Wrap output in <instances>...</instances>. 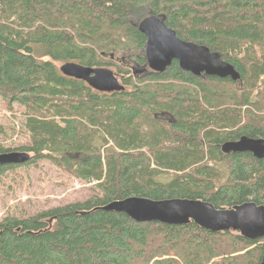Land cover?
<instances>
[{
	"label": "trees",
	"instance_id": "1",
	"mask_svg": "<svg viewBox=\"0 0 264 264\" xmlns=\"http://www.w3.org/2000/svg\"><path fill=\"white\" fill-rule=\"evenodd\" d=\"M132 9L220 53L241 80L196 77L177 61L134 80L111 58L145 51ZM65 63L109 68L126 89L97 92L64 76ZM0 102L20 117L18 142L0 154L31 155L0 166V179L48 162L93 184L84 202L6 215L0 264L262 263L264 239L140 224L100 208L130 197L264 206V160L222 152L243 136L264 139V0H0Z\"/></svg>",
	"mask_w": 264,
	"mask_h": 264
},
{
	"label": "water",
	"instance_id": "2",
	"mask_svg": "<svg viewBox=\"0 0 264 264\" xmlns=\"http://www.w3.org/2000/svg\"><path fill=\"white\" fill-rule=\"evenodd\" d=\"M138 27L147 38L145 60L152 73L163 74L177 61L181 70L196 77H216L234 82L241 80L235 67L225 61L220 53L211 51L207 46L181 39L176 31L167 26L164 17L150 14ZM59 70L64 76L83 81L100 93H120L126 89L114 71L106 67L92 68L78 63H65ZM222 152L226 155L250 153L255 158L264 160V139L243 136L237 141L225 142ZM30 160V155L24 152L0 154V166L23 165ZM100 210L123 213L140 224L185 226L195 223L213 233L235 231L252 241L264 239V206L254 202L222 210L202 200L155 201L130 197L111 202ZM261 264H264V257Z\"/></svg>",
	"mask_w": 264,
	"mask_h": 264
},
{
	"label": "rangeland",
	"instance_id": "3",
	"mask_svg": "<svg viewBox=\"0 0 264 264\" xmlns=\"http://www.w3.org/2000/svg\"><path fill=\"white\" fill-rule=\"evenodd\" d=\"M149 14L147 9L133 10L129 21L138 25ZM111 58L118 65L129 68L134 80L149 74L147 65L137 61L145 59V51H116ZM238 86L241 88L240 84ZM229 88L231 90V86H227L225 90L229 91ZM19 123L20 117L5 110L0 102V126L6 133L0 137V145L9 147L18 142L14 130L18 129ZM92 185L73 178L48 162L8 171L0 179V221L6 215L24 217L38 211L84 202L90 197Z\"/></svg>",
	"mask_w": 264,
	"mask_h": 264
},
{
	"label": "bare ground",
	"instance_id": "4",
	"mask_svg": "<svg viewBox=\"0 0 264 264\" xmlns=\"http://www.w3.org/2000/svg\"><path fill=\"white\" fill-rule=\"evenodd\" d=\"M149 15H150V14H149ZM149 15H148V16H149ZM146 17H147V16H146ZM144 18H145V17H144ZM144 18H143V19H144ZM143 19H142V20H143ZM142 20H141V21H142ZM141 21H140V22H141ZM136 26L138 27V25H136ZM138 28H139V27H138ZM139 31H140V30H139ZM92 68H94V67H92ZM150 72H151V71H149V73H150ZM237 72H238V71H237ZM151 73H152V72H151ZM238 73H239V72H238ZM239 74H240V73H239ZM240 76H241V74H240ZM116 77H117V76H116ZM69 78H70V77H69ZM117 78H118V77H117ZM75 80H76V79H75ZM118 80H119V78H118ZM119 81H120V80H119ZM82 82H83V81H82ZM120 82H121V81H120ZM84 83H85V82H84ZM121 83H122V82H121ZM122 84H123V83H122ZM123 85H124V84H123ZM106 94H111V93H106ZM235 141H236V140H235ZM29 155H30V154H29ZM30 157H31V155H30ZM26 164H27V163H26ZM23 165H24V164H23Z\"/></svg>",
	"mask_w": 264,
	"mask_h": 264
}]
</instances>
